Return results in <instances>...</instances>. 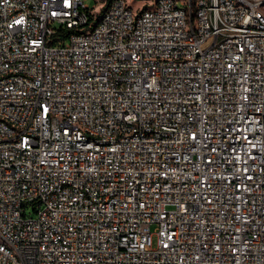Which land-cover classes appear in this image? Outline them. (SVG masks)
<instances>
[{
    "label": "built area",
    "instance_id": "2783aa9c",
    "mask_svg": "<svg viewBox=\"0 0 264 264\" xmlns=\"http://www.w3.org/2000/svg\"><path fill=\"white\" fill-rule=\"evenodd\" d=\"M140 1L0 0V264H264V0Z\"/></svg>",
    "mask_w": 264,
    "mask_h": 264
},
{
    "label": "rangeland",
    "instance_id": "374dc122",
    "mask_svg": "<svg viewBox=\"0 0 264 264\" xmlns=\"http://www.w3.org/2000/svg\"><path fill=\"white\" fill-rule=\"evenodd\" d=\"M130 4L133 6L134 9H137L140 6V0H129ZM29 215H34V212H32L30 209H28Z\"/></svg>",
    "mask_w": 264,
    "mask_h": 264
}]
</instances>
